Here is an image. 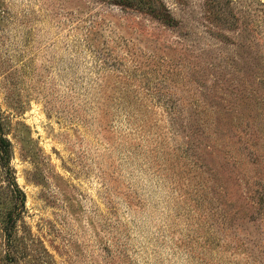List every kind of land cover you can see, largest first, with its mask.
Instances as JSON below:
<instances>
[{"label": "rangeland", "instance_id": "1", "mask_svg": "<svg viewBox=\"0 0 264 264\" xmlns=\"http://www.w3.org/2000/svg\"><path fill=\"white\" fill-rule=\"evenodd\" d=\"M163 2L0 0V264H264V0Z\"/></svg>", "mask_w": 264, "mask_h": 264}, {"label": "trees", "instance_id": "2", "mask_svg": "<svg viewBox=\"0 0 264 264\" xmlns=\"http://www.w3.org/2000/svg\"><path fill=\"white\" fill-rule=\"evenodd\" d=\"M101 4L105 5L106 7L112 8L114 6L118 7V9L122 12H134V13H139L141 15H145L148 17H151L160 23L167 25V26H175L179 23V20L173 16L168 9V7L165 5L163 0H97ZM222 0H203V4L205 6V13H211L212 8H215L217 11L218 15L221 14L220 12V3ZM226 3L229 2V0H225ZM219 9V10H218ZM233 66V65H232ZM232 71L239 73L238 70H235V66L231 67ZM256 75V72H247L245 75L240 74V78H228L226 79L228 83L233 86L232 93L235 94L233 96H230L231 98H236L239 100L243 94L241 90H245L246 92L250 93V95H245L249 99H256L260 100L262 98L261 94L260 95L257 93L259 90L258 88H252V84L250 81L252 78L257 80V78L254 76ZM242 93V94H241ZM231 105V104H230ZM251 109L254 108L250 107ZM231 110V109H230ZM249 120L244 122V126L240 130H236V134L239 138H243V146L247 148L248 153L251 154L253 161L256 162L258 158V154L256 153V148L253 147L254 142V137L256 136L254 130H256L255 123L257 120L262 119L264 121V111H258L256 114H251L249 116ZM260 117V118H258ZM229 126V123L225 122L224 124H221V128L227 129ZM248 128V129H247ZM245 134H248L246 137ZM8 146L9 142L6 138H3L0 136V159H3V156H6L7 151H8ZM5 158V157H4ZM261 183V182H258ZM264 183V182H263ZM260 184V197L261 199L264 200V184ZM18 192L21 195V192L17 188H13V193ZM12 215L10 214L9 216V221L12 220Z\"/></svg>", "mask_w": 264, "mask_h": 264}]
</instances>
